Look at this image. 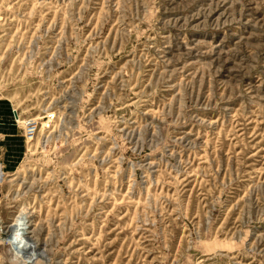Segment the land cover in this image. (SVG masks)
<instances>
[{
    "label": "rangeland",
    "instance_id": "rangeland-1",
    "mask_svg": "<svg viewBox=\"0 0 264 264\" xmlns=\"http://www.w3.org/2000/svg\"><path fill=\"white\" fill-rule=\"evenodd\" d=\"M21 209L38 264H264V0H0V264Z\"/></svg>",
    "mask_w": 264,
    "mask_h": 264
},
{
    "label": "bare ground",
    "instance_id": "bare-ground-1",
    "mask_svg": "<svg viewBox=\"0 0 264 264\" xmlns=\"http://www.w3.org/2000/svg\"><path fill=\"white\" fill-rule=\"evenodd\" d=\"M15 228H13V231L11 232H15L17 229V225L14 226ZM8 237L7 241L11 244H14V242L12 241V235ZM23 228H22V238H23V243L22 244H17L15 243V247H16V251L20 253L21 257L24 258V260L27 262V264H38L40 262V254H37L34 251V247L29 244L28 241H26L23 237Z\"/></svg>",
    "mask_w": 264,
    "mask_h": 264
},
{
    "label": "clouds",
    "instance_id": "clouds-1",
    "mask_svg": "<svg viewBox=\"0 0 264 264\" xmlns=\"http://www.w3.org/2000/svg\"><path fill=\"white\" fill-rule=\"evenodd\" d=\"M25 211L26 210L21 209L20 214L17 216L16 221H15L17 225V229L12 235V241L14 243H17L18 245L23 243L22 228L24 224L23 216H24Z\"/></svg>",
    "mask_w": 264,
    "mask_h": 264
},
{
    "label": "built area",
    "instance_id": "built-area-1",
    "mask_svg": "<svg viewBox=\"0 0 264 264\" xmlns=\"http://www.w3.org/2000/svg\"><path fill=\"white\" fill-rule=\"evenodd\" d=\"M34 128L31 123L26 124L25 134L30 138L33 135Z\"/></svg>",
    "mask_w": 264,
    "mask_h": 264
}]
</instances>
